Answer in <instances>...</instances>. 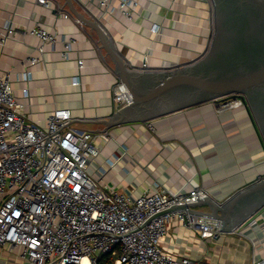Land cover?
<instances>
[{
    "label": "crops",
    "instance_id": "0c3cea01",
    "mask_svg": "<svg viewBox=\"0 0 264 264\" xmlns=\"http://www.w3.org/2000/svg\"><path fill=\"white\" fill-rule=\"evenodd\" d=\"M71 1L102 26L132 69L166 70L196 60L211 35L208 0H138L133 20L118 9L97 19L94 4ZM47 2L0 0V30L8 32L0 45V74L9 73L14 96L35 123L44 126L50 112L66 108L77 120L75 128L99 133L102 124L83 120L104 119L116 110L111 88L117 75L95 32L77 20L64 0ZM35 25L56 34V42L43 44L41 52L39 39L28 31ZM69 38L76 42L67 50L62 40ZM30 57L39 60L31 64ZM27 70L31 78L20 79ZM217 106L208 100L109 128L93 141L99 154L90 160L89 174L131 198L144 191L188 192L198 186L215 201H224L264 176V143L248 106ZM160 245L168 254L211 264H250L252 256L264 258V206L237 231L215 238H202L173 219ZM8 257L0 250L1 260Z\"/></svg>",
    "mask_w": 264,
    "mask_h": 264
},
{
    "label": "built area",
    "instance_id": "2783aa9c",
    "mask_svg": "<svg viewBox=\"0 0 264 264\" xmlns=\"http://www.w3.org/2000/svg\"><path fill=\"white\" fill-rule=\"evenodd\" d=\"M87 1L97 7V19L118 9L133 20L139 5L138 0ZM37 2L48 5L47 0ZM28 31L39 39L40 52L43 44L56 42V34L40 26ZM7 38L8 32L0 30V45ZM75 42L62 40L67 50ZM38 60L29 58L31 64ZM77 67L83 68L81 59ZM30 78L29 70L20 75ZM111 91L116 109L130 102L120 80ZM212 101L219 110L247 106L242 94ZM72 120L68 109L55 108L44 126L35 123L14 96L9 73L0 74V250L9 255L0 264H99L102 259L105 264H211L168 254L160 245L173 219L202 238L223 234L217 219L171 209L208 197L207 191L196 186L188 192L144 191L131 198L107 188L88 172L90 160L99 154L93 141L105 134L75 128ZM250 264H264V258L252 256Z\"/></svg>",
    "mask_w": 264,
    "mask_h": 264
},
{
    "label": "water",
    "instance_id": "95a60500",
    "mask_svg": "<svg viewBox=\"0 0 264 264\" xmlns=\"http://www.w3.org/2000/svg\"><path fill=\"white\" fill-rule=\"evenodd\" d=\"M64 1L77 20L95 32L99 48L131 97L107 118L83 120L102 124L99 133L122 123L145 121L204 101L242 94L264 143V0H211L213 33L206 51L171 70L128 67L102 26L78 12L71 0ZM198 206L208 209L196 210ZM263 206L264 176L222 202L208 196L171 209L217 219L220 232L233 233Z\"/></svg>",
    "mask_w": 264,
    "mask_h": 264
},
{
    "label": "rangeland",
    "instance_id": "374dc122",
    "mask_svg": "<svg viewBox=\"0 0 264 264\" xmlns=\"http://www.w3.org/2000/svg\"><path fill=\"white\" fill-rule=\"evenodd\" d=\"M209 4H210V8H211V11H210V22H211V35H210V38H209V41H208V45L211 41V38H212V33H213V9H212V3H211V0H208ZM207 45V47H208ZM207 49V48H206ZM174 67H171V68H168L166 70H171L173 69ZM147 70H151V69H147ZM99 264H105V259H102Z\"/></svg>",
    "mask_w": 264,
    "mask_h": 264
}]
</instances>
